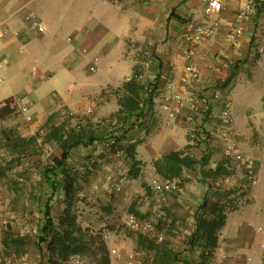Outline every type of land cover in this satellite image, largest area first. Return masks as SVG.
<instances>
[{
	"label": "crops",
	"instance_id": "crops-1",
	"mask_svg": "<svg viewBox=\"0 0 264 264\" xmlns=\"http://www.w3.org/2000/svg\"><path fill=\"white\" fill-rule=\"evenodd\" d=\"M205 4L206 0H0V62L6 61L7 71L14 64L22 66L33 99L34 120L25 122L20 117L23 136L33 134L51 113L64 115L70 110L78 116L89 103L94 105L95 119L108 120L119 109L118 99L125 93L121 86L133 77L136 66L135 80L143 88L139 93L142 116L118 138L119 148L134 143V157L115 158L95 142L74 148L68 158L73 169L86 164L89 157L100 158L78 184L80 190L101 189L108 210L80 200L84 205L77 221L90 231L116 232V252L110 253L107 245L109 264H127L126 253L135 249L133 237L117 229L124 211L141 218L154 215L156 233L169 245L183 249L185 235L205 212L204 203H219L226 210L210 262L260 264L264 242V0H223L220 12L210 16L203 13ZM29 12L39 17L41 31L25 19ZM239 13L243 14L242 34L231 44L225 33L236 25ZM191 17L208 23L212 34L197 40L194 55L186 59L180 55L186 46L182 25ZM6 26L18 35L3 33ZM189 62L198 69L199 79L183 84L180 76ZM46 83L52 87L48 100L43 95ZM169 83L184 99L182 112L174 120L152 98L145 100L148 92L152 96L168 93ZM227 100L234 119L228 138L223 139L216 129ZM191 114L193 121L187 119ZM172 151H181L195 163L183 167L177 176L165 177L159 169L163 156ZM235 152L255 162L257 182L244 191ZM218 166L227 174H215ZM151 176L175 179L179 189L153 192L148 187ZM225 176L232 177L230 185L223 183ZM13 187L0 182V221L4 223L0 259L13 256V264H52L53 260L74 264L75 256L61 260L47 242H38L46 196L38 192L32 197L23 195L17 206ZM62 199L59 193L49 200L54 220L64 207ZM184 255L190 262L202 260L200 248H187ZM96 262L97 258L81 259V264Z\"/></svg>",
	"mask_w": 264,
	"mask_h": 264
},
{
	"label": "trees",
	"instance_id": "trees-1",
	"mask_svg": "<svg viewBox=\"0 0 264 264\" xmlns=\"http://www.w3.org/2000/svg\"><path fill=\"white\" fill-rule=\"evenodd\" d=\"M137 75L138 72L134 66L133 77L123 82L121 86L125 93L118 99L119 109L109 116V119H115L114 130L99 131L80 122L66 128L61 122L54 121L56 116H59L56 112L51 113L44 124L30 136L21 135L15 128L1 129L4 157H6V153L7 157L12 158L8 161L16 162V164L5 166L0 163V175H4L8 168L10 170L15 165H21L22 160L31 154L36 153L45 157V163L39 173L41 184L34 188L40 196H46L38 242H47L49 249L55 252L61 260H68L71 256H81L97 258L96 264H109L107 245L101 238L100 230L90 231L89 228H83L77 221L76 204L80 200L83 201L79 195L78 180L82 179L80 173L84 172L70 167L68 158L71 150L76 147L88 146L110 136H114L118 140L128 131L129 127L138 123L143 112L139 96L140 90L143 88L135 80ZM151 98L152 93L148 92L145 100L151 102ZM3 103L0 105V119L11 113L13 109L10 107V98L5 99ZM39 139H41L40 144L48 143L57 146L58 154L50 150L51 152H48L47 155L44 150H35V146H40L37 144ZM134 148V143H129L124 148L121 147L123 153L131 158L134 157ZM162 161L163 167L159 169V172L165 177L177 176L183 167L190 168L195 163L192 157L182 155L181 151H172L164 155ZM214 173L217 175L227 174V171L218 166ZM131 174L135 175L136 172L131 171ZM59 193L63 195L64 207L57 219L54 220L49 200ZM35 195L37 194L29 193L30 197ZM201 208L205 212L195 219L194 230L185 235L186 248H175L164 239L157 242L154 238H148L136 232V236L133 237L135 250L148 255L147 264H210L212 250L216 247L218 240V231L225 222L226 210L219 203L209 205L204 203ZM187 248L190 250L200 248L202 260L195 263L188 261L184 255ZM51 263L58 264L56 260Z\"/></svg>",
	"mask_w": 264,
	"mask_h": 264
},
{
	"label": "built area",
	"instance_id": "built-area-1",
	"mask_svg": "<svg viewBox=\"0 0 264 264\" xmlns=\"http://www.w3.org/2000/svg\"><path fill=\"white\" fill-rule=\"evenodd\" d=\"M223 0H206V4L203 8L204 15H213L215 13L220 12L222 9ZM25 19L33 24V26L41 31L43 28L41 26V22L39 17L33 13L29 12L26 14ZM243 20V14H237L235 18L236 25L233 26L230 30L225 33V39L229 41L231 44H235L242 34V28L240 23ZM183 30V38L186 42V46L182 47L180 51V55L185 57L186 59H190L194 53V44L197 40H205L210 37L212 34V28L210 25L204 21H200L196 18H187L182 25ZM3 33L12 34L14 36L18 35L17 31L11 30L9 27L3 28ZM70 39V38H69ZM90 70H94V66L89 67ZM199 79V71L198 69L189 62L184 67V72L180 76V81L183 84H191ZM168 93L160 96H152V102L158 105V108L165 112L166 117L170 120L176 119L182 112L184 107V99L181 92L176 89L172 83L167 85ZM13 101L10 102V106H17L18 113L21 118L25 122H32L34 120L33 112L31 111V106L28 103L22 102L20 97H12ZM93 103H89L84 108V113H91L93 111ZM193 109H196L195 105H192ZM206 107L205 109H207ZM66 113L69 115H73L74 112L70 110H66ZM220 123L216 129V133L219 137L226 139L230 133L234 115L232 110V105L230 101H226L223 107L219 112ZM188 120L193 121L195 116L193 114L187 117ZM100 146L106 150L110 151L111 156L115 158H121L124 153L121 148L118 147V140L114 136L107 137L106 139L101 140ZM234 160L238 164L241 170V176L243 181V191L246 188L254 186L257 182L255 162L253 157L247 156L241 152L234 153ZM100 162V158L98 157H89L87 159L86 164L79 165L77 169L81 172L86 171L91 168L93 165ZM154 170V166H152ZM223 183L225 185H230L232 183L231 176L223 177ZM148 187L151 191L156 193H171L176 192L178 187V182L175 179L170 178H158L156 176H151L148 179ZM121 224L134 232H138L141 234H152L157 241L162 239V235L157 232V218L154 215H150L148 217H138L135 213L130 211H124L121 214ZM258 230H263L262 226L257 228ZM3 223L0 221V250L3 249L2 244V236H3ZM28 230L21 231L19 236H24ZM116 232H111L110 230H104L101 232V238L106 243L109 244L108 249L110 253H115L116 249L113 245V241L115 240ZM261 254H260V264H264V242L260 244ZM14 257L13 256H4L0 259V264H13ZM74 264H81L80 256H75L73 259ZM129 264H139L137 261L132 260ZM210 264H214L213 261Z\"/></svg>",
	"mask_w": 264,
	"mask_h": 264
},
{
	"label": "rangeland",
	"instance_id": "rangeland-1",
	"mask_svg": "<svg viewBox=\"0 0 264 264\" xmlns=\"http://www.w3.org/2000/svg\"><path fill=\"white\" fill-rule=\"evenodd\" d=\"M35 7V6H33ZM33 10V9H32ZM34 11V10H33ZM35 13V12H33ZM22 56V54L17 55L15 58V61L17 62L19 60V57ZM1 68H0V79L3 81L0 82V101L3 99L10 98V102L13 101L12 97H20L22 102L31 104L32 95L30 94V91L28 90V84L25 80V77L23 76V69L20 64H14L11 66V68L6 67V61H1ZM27 69V68H26ZM11 71H14L15 73H10ZM43 95L46 96V100L49 99V95L51 94L52 87L50 84L46 83L43 85ZM4 104V103H3ZM2 104V105H3ZM12 109V112L6 115L3 119H0V132L2 128H15L20 133V115L18 113V107L17 106H10ZM32 111V108H31ZM73 117V118H72ZM56 122H61L65 125V127L72 126L75 124V122H80L85 126L94 127L99 131H110L115 129V124L112 122L111 119H95L94 118V111L91 113H80V115H59L56 116L54 119ZM42 126V125H41ZM39 128V127H38ZM37 128V129H38ZM36 129V130H37ZM35 133V132H34ZM33 133V134H34ZM21 134V133H20ZM32 135V134H31ZM24 136H30V135H24ZM41 139L38 140L37 144H40ZM42 146V147H40ZM40 146H35V150H46L45 154L48 152L58 150L57 146L46 144H40ZM2 146V139H1V133H0V163H3L5 166H8L9 164H16V162L8 161L12 158L7 157V154L5 153L6 157H4V151ZM51 150V151H50ZM48 155V154H47ZM4 158V159H3ZM45 163V157L44 155L40 154H31L28 157L24 158L22 160L21 165H15L12 170L6 169L4 175H0V182H10L13 187L14 197L18 199H14V201H17L15 204L17 206H21L19 202V198L23 195H26L30 192H33L35 194L36 190L34 188L38 187V182L40 180L39 173L41 171V168L43 167V164ZM96 165V164H95ZM18 166V167H17ZM20 166V167H19ZM94 167V165L92 166ZM87 169L84 171V173L81 174V178L89 176ZM104 181L105 177H101ZM87 190V192H86ZM84 190H80V196L83 198V201L86 199L88 202L89 207H100L107 211L108 205L106 203V199H103V192H100L101 189L99 188H89ZM84 191V192H82ZM5 195V194H3ZM84 203L78 202L76 204L77 209L79 210L81 207L83 208ZM4 208V207H3ZM1 210V209H0ZM3 218H6V216H3ZM111 224V223H110ZM107 226H110L109 224ZM4 229V228H3ZM118 230H122L123 233H126L129 236L135 237L136 232L129 230L125 228L123 225L121 227L117 228ZM148 238H154L151 234H143ZM160 242V241H157ZM125 245H127L125 243ZM124 249L127 250L126 246H124ZM130 252L126 253L127 256V264L130 263V261L135 260L139 264H147V257L145 253L137 252L135 249L133 251L129 250ZM82 259V257L80 256ZM84 258V257H83ZM149 258V257H148Z\"/></svg>",
	"mask_w": 264,
	"mask_h": 264
}]
</instances>
